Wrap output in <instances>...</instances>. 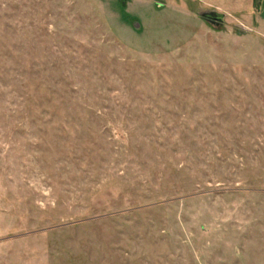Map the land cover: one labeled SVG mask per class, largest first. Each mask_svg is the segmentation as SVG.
<instances>
[{
  "label": "rangeland",
  "instance_id": "374dc122",
  "mask_svg": "<svg viewBox=\"0 0 264 264\" xmlns=\"http://www.w3.org/2000/svg\"><path fill=\"white\" fill-rule=\"evenodd\" d=\"M0 264H264V0H0Z\"/></svg>",
  "mask_w": 264,
  "mask_h": 264
},
{
  "label": "water",
  "instance_id": "95a60500",
  "mask_svg": "<svg viewBox=\"0 0 264 264\" xmlns=\"http://www.w3.org/2000/svg\"><path fill=\"white\" fill-rule=\"evenodd\" d=\"M121 2L122 5H125L126 0H119ZM203 18L210 24H222L223 20H224V16L223 15H219V14H205L203 15Z\"/></svg>",
  "mask_w": 264,
  "mask_h": 264
},
{
  "label": "flooded vegetation",
  "instance_id": "af4514ba",
  "mask_svg": "<svg viewBox=\"0 0 264 264\" xmlns=\"http://www.w3.org/2000/svg\"><path fill=\"white\" fill-rule=\"evenodd\" d=\"M119 1V0H118ZM127 1V0H126Z\"/></svg>",
  "mask_w": 264,
  "mask_h": 264
}]
</instances>
